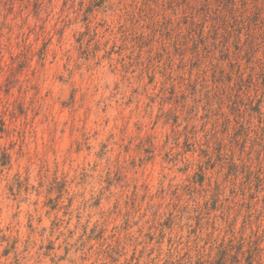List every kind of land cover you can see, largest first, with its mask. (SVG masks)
<instances>
[{
	"label": "rangeland",
	"instance_id": "1",
	"mask_svg": "<svg viewBox=\"0 0 264 264\" xmlns=\"http://www.w3.org/2000/svg\"><path fill=\"white\" fill-rule=\"evenodd\" d=\"M231 2L0 0V264H255L264 139L213 94L264 19L236 56Z\"/></svg>",
	"mask_w": 264,
	"mask_h": 264
},
{
	"label": "trees",
	"instance_id": "2",
	"mask_svg": "<svg viewBox=\"0 0 264 264\" xmlns=\"http://www.w3.org/2000/svg\"><path fill=\"white\" fill-rule=\"evenodd\" d=\"M204 12L205 17L202 20V22H204L203 28L206 26V11ZM254 14L255 11L249 17H244L242 14L237 16L235 3L231 2L228 5H225V7L221 10L215 11L213 13L212 17L209 18L211 23L209 28H212L215 33H217L218 38L221 40L225 38L226 41H229L232 38H237L232 40H237L238 42L241 40V33L245 34V30H247L248 36H244L242 42L240 41L235 52L236 56H239V54L241 56L242 53L247 52V49L256 40L257 22L253 19ZM191 24L194 26L196 25L194 22H191L190 26ZM201 36L203 35L201 34L199 39L195 41V46L201 41L203 43ZM217 36L214 37L213 43H216ZM194 37H196L195 34H192L189 39L194 40ZM244 40L246 42H244ZM223 43L220 44L222 47H220L219 50L227 54L229 51V44L224 45ZM255 48L256 47H254L252 50ZM257 62L258 61L252 63V65L249 67V71L246 72V74L243 69H238L236 72L229 71V78L226 80L224 78L225 75H223V80L220 81L219 85L215 86L216 93L214 92L213 94V96H216V98L223 100L224 103L231 104V106H233V115L235 116L236 120L240 121L238 123L246 130V132H248L247 135L250 136L253 142L264 139V130L260 127V122L258 125L248 126V128L244 123L245 121H248L253 113L257 114L258 119H262L261 108L256 106V103L264 101V78L262 79L260 76L261 74H264V69L261 67L260 70V63L258 62L257 64ZM259 90H261V95L258 93ZM221 115L223 116L224 113L221 112ZM251 134L253 135L251 136ZM204 146V150L206 152V144ZM262 147L264 148V145ZM225 249L226 248L218 253L217 264H220L225 260V256L222 255L224 254L223 251ZM208 264H214V262L210 261Z\"/></svg>",
	"mask_w": 264,
	"mask_h": 264
},
{
	"label": "clouds",
	"instance_id": "3",
	"mask_svg": "<svg viewBox=\"0 0 264 264\" xmlns=\"http://www.w3.org/2000/svg\"><path fill=\"white\" fill-rule=\"evenodd\" d=\"M254 0H243V6L241 0H235L236 15L241 14L244 17H249L255 10H259L260 17L264 19V0H255V8L253 7ZM245 36H248L247 30H245ZM264 39V37H262ZM257 260L255 264H264V245H261L257 250ZM242 258L247 257L248 253L241 252ZM23 264V262H21ZM241 264H244V260H241Z\"/></svg>",
	"mask_w": 264,
	"mask_h": 264
}]
</instances>
